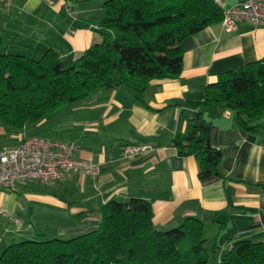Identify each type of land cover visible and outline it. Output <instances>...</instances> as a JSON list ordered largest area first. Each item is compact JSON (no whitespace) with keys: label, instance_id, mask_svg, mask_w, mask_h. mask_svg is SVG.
<instances>
[{"label":"crops","instance_id":"crops-1","mask_svg":"<svg viewBox=\"0 0 264 264\" xmlns=\"http://www.w3.org/2000/svg\"><path fill=\"white\" fill-rule=\"evenodd\" d=\"M214 1L224 15L244 0ZM65 4L66 0H11L9 6L0 2V49L15 52L27 45L36 35L32 26L41 27L47 16L56 15ZM71 22L54 41L60 52L51 49L60 60L71 57L73 63L100 37L99 25L92 27L84 16ZM79 26L84 29H77ZM180 48L179 76L150 80L142 101L125 86L102 89L39 120L46 125L47 118L57 116V122L48 125V136L23 134L19 138L74 142L75 157L94 161L99 173L95 179L68 173L52 185L16 184L13 189H1L0 209L15 221L0 214V226L15 228L13 233L1 230L0 253L8 245L7 238L32 230L29 225L22 233L24 220L34 211V206H27L29 202L44 206L45 215L56 222L49 221L50 232L66 238L95 229L100 208L107 201L141 198L150 202L152 222L159 229L194 217L203 223L204 237L215 241L214 245H224L231 238L264 241V115L258 127L245 132L230 110L214 106L204 110L210 123V143L222 155L220 177L200 180L198 158L179 156L173 146L175 135L196 115L193 104L203 98L206 85L216 75L264 58V26L239 22L226 31L219 22L187 36ZM125 145H145L147 149L124 158ZM18 191L25 193L26 203L19 201Z\"/></svg>","mask_w":264,"mask_h":264},{"label":"trees","instance_id":"trees-1","mask_svg":"<svg viewBox=\"0 0 264 264\" xmlns=\"http://www.w3.org/2000/svg\"><path fill=\"white\" fill-rule=\"evenodd\" d=\"M102 9L99 42L69 66L51 48L38 58L0 50L1 124L22 129L94 92L120 86L142 101L150 80L181 73V41L223 18L214 0H105ZM210 106L233 112L245 132L258 127L264 115V58L216 75L193 104L196 115L175 135L177 154L198 158L200 180L221 176L222 155L210 143V123L203 116ZM152 215L147 200L112 199L101 206L95 229L69 238L13 240L0 253V264H208L199 219L186 217L178 226L159 229ZM214 248L212 264H264V241L231 238Z\"/></svg>","mask_w":264,"mask_h":264},{"label":"built area","instance_id":"built-area-1","mask_svg":"<svg viewBox=\"0 0 264 264\" xmlns=\"http://www.w3.org/2000/svg\"><path fill=\"white\" fill-rule=\"evenodd\" d=\"M11 0H0L5 6ZM239 22L264 26V0H244L224 12L220 22L224 30L234 29ZM145 145H125L122 157L141 154ZM77 145L74 142L50 140L29 136L14 146L0 149V190L13 189L16 184L52 185L60 182L65 174L78 173L95 179L99 173L98 164L92 160L75 157ZM0 214L15 220L0 209Z\"/></svg>","mask_w":264,"mask_h":264},{"label":"rangeland","instance_id":"rangeland-1","mask_svg":"<svg viewBox=\"0 0 264 264\" xmlns=\"http://www.w3.org/2000/svg\"><path fill=\"white\" fill-rule=\"evenodd\" d=\"M104 0H88V1H77V0H66L65 6H63L62 11L57 13L56 15H49L45 18L44 24H41L42 26L37 28L32 26L33 30L35 31L36 35L33 37V40H29V43L25 45L22 48L16 49L15 52L20 54H26L33 58H38L40 54H42L47 48H52L56 50L57 52H60L57 44L54 43L56 41L62 30L67 27V24L71 22V19L77 17V16H84L86 19H88V22L91 24L92 27H96L99 25L101 14V4ZM72 23V22H71ZM88 23V24H89ZM84 27H78L77 29H81ZM38 30V31H37ZM29 31V30H28ZM2 50V49H0ZM61 54V53H60ZM64 66H69L71 62V57L68 59L62 58L61 59ZM47 117V116H46ZM49 123L46 125L39 124V121L35 123H28L24 128L22 129H14L8 126H4L0 123V149L4 146H14L18 144L19 140L22 138L21 136L29 135V134H39L41 136H48V125H53L55 122H57V116H51L50 118H47ZM48 128V129H47ZM17 130V131H15ZM21 137V138H20ZM20 138V139H19ZM18 140V141H17ZM19 194V201L26 203V198L24 197L25 193H21L18 191ZM34 206V211L32 213V217L24 220V228L22 230V233L24 232L25 228L29 225L32 227V230L27 233L26 235H18V237H15L14 239L7 238L8 244H10L13 240L19 241L24 239H47L52 237H59V238H66V236H60L57 233H51L52 228H50L51 224H49V221L52 223L54 222L52 218L47 217L45 214V207H41L37 202H29L27 203L28 207ZM31 223V224H30ZM33 224V225H32ZM61 224V223H60ZM65 224V223H64ZM8 226V224H6ZM55 226V225H53ZM0 226V233L1 230H5L4 232L10 231L13 233V227L12 225L8 227L7 229ZM43 230V235H39L38 233L41 232L40 230ZM37 230V232H35ZM4 235V234H3ZM6 237H9L13 234H5ZM2 238V237H1ZM214 242L210 239H207L205 242V250L208 254V264H212V260L214 257Z\"/></svg>","mask_w":264,"mask_h":264}]
</instances>
